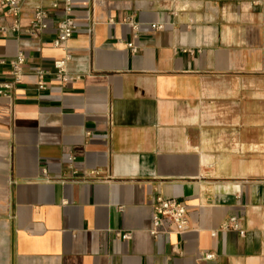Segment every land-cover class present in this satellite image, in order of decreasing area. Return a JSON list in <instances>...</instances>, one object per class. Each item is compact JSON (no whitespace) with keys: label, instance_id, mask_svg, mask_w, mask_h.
Listing matches in <instances>:
<instances>
[{"label":"crops","instance_id":"crops-1","mask_svg":"<svg viewBox=\"0 0 264 264\" xmlns=\"http://www.w3.org/2000/svg\"><path fill=\"white\" fill-rule=\"evenodd\" d=\"M56 3L0 9V81L27 60L0 98V264H264V0H73L63 48ZM66 57L80 79L39 89ZM158 197L184 235H151Z\"/></svg>","mask_w":264,"mask_h":264},{"label":"built area","instance_id":"built-area-1","mask_svg":"<svg viewBox=\"0 0 264 264\" xmlns=\"http://www.w3.org/2000/svg\"><path fill=\"white\" fill-rule=\"evenodd\" d=\"M23 0H0V9H6L9 16L18 21L21 16ZM60 3L63 5V16L57 26V36L53 41V45L56 48H63L65 45L76 35L78 27L75 24L74 19L71 16L73 10V0H59V3L53 5L54 10L60 8ZM158 30L162 29V26L156 27ZM50 29V15L48 11L43 9H37L34 14V18L28 29V34L31 37H38L39 35L47 32ZM136 33L139 31V27L135 26ZM13 32L19 31L18 24L12 28ZM128 47L137 52V48L133 43ZM70 58L57 60L54 62L52 70L45 68H37L35 70L36 77L38 79L39 89H45V79L47 76L54 74L55 77L63 84L78 81L79 76L72 75L69 72L68 64ZM27 60L24 53H20L16 59L10 63V75L11 79L6 81H0V98L12 99L18 84L21 82L25 74V66ZM74 158H70L73 161ZM189 229V215L188 209L185 203L176 199H164L158 197L153 204V228L151 235L156 238L169 237L171 234L184 235ZM224 231L238 232L242 237H245L246 232L242 229L240 221L237 217H231L227 223L222 227ZM123 240H129L131 235L118 234ZM207 260H213L215 256L208 254L205 256Z\"/></svg>","mask_w":264,"mask_h":264}]
</instances>
